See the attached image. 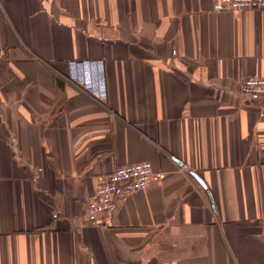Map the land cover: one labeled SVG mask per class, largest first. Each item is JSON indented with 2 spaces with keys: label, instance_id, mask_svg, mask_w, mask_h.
<instances>
[{
  "label": "crops",
  "instance_id": "1",
  "mask_svg": "<svg viewBox=\"0 0 264 264\" xmlns=\"http://www.w3.org/2000/svg\"><path fill=\"white\" fill-rule=\"evenodd\" d=\"M79 60L103 73L106 105L65 78ZM251 75L264 9L0 0V264H264ZM141 161L148 187L89 222L101 182Z\"/></svg>",
  "mask_w": 264,
  "mask_h": 264
},
{
  "label": "built area",
  "instance_id": "2",
  "mask_svg": "<svg viewBox=\"0 0 264 264\" xmlns=\"http://www.w3.org/2000/svg\"><path fill=\"white\" fill-rule=\"evenodd\" d=\"M220 9L240 11L247 8L264 9V0H214ZM99 68L89 62L77 61L74 70L66 79L73 82L78 89L91 97L95 102L106 105L107 85ZM242 93L251 99L264 95V76H247L241 87ZM186 167V165H183ZM153 176V165L150 161H141L117 166L99 185L97 193L86 207L87 219L98 223L99 217L112 211L118 201L130 193L144 190Z\"/></svg>",
  "mask_w": 264,
  "mask_h": 264
},
{
  "label": "water",
  "instance_id": "3",
  "mask_svg": "<svg viewBox=\"0 0 264 264\" xmlns=\"http://www.w3.org/2000/svg\"><path fill=\"white\" fill-rule=\"evenodd\" d=\"M198 179L201 180L199 177H198ZM201 182H203V181L201 180Z\"/></svg>",
  "mask_w": 264,
  "mask_h": 264
}]
</instances>
